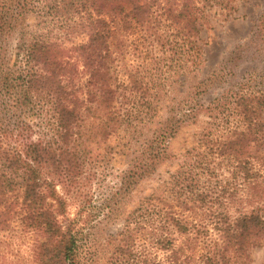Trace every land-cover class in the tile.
I'll use <instances>...</instances> for the list:
<instances>
[{
    "label": "trees",
    "instance_id": "16d2710c",
    "mask_svg": "<svg viewBox=\"0 0 264 264\" xmlns=\"http://www.w3.org/2000/svg\"><path fill=\"white\" fill-rule=\"evenodd\" d=\"M54 1L62 24L70 27L75 19L65 34L74 38H35L17 46L13 58L0 41V210L17 214L41 234L42 264H98L99 250L84 244L90 218L71 217L68 209L69 195L81 189L86 118L99 117L106 141L140 119L139 111L132 115L118 108L123 102L117 96L126 100L128 94L119 93L113 77L114 34L167 22L181 35L173 44L181 61L197 64L207 12L200 6L204 0ZM237 1L249 0H209V13L218 6L232 12ZM6 25L11 31L14 19L0 12V35ZM76 30L80 34H73ZM130 83L123 84L125 90L140 94L132 97L134 106L141 97L144 104L148 95L159 94L144 87L142 78L131 88ZM233 109L238 125L215 141L202 137L196 161L173 175L161 193L145 197L111 236L105 264H247L250 250L264 248V206L245 209L248 185L261 195L262 172L250 149L264 146V94H239ZM140 153L125 177L130 181L125 191L163 155L155 150V140ZM241 188L245 192L236 198Z\"/></svg>",
    "mask_w": 264,
    "mask_h": 264
},
{
    "label": "rangeland",
    "instance_id": "374dc122",
    "mask_svg": "<svg viewBox=\"0 0 264 264\" xmlns=\"http://www.w3.org/2000/svg\"><path fill=\"white\" fill-rule=\"evenodd\" d=\"M54 2L0 0V12L9 13L15 22L11 31L6 25L0 35L9 57L13 58L17 46L35 38H61L65 42L74 38L65 34L75 19L67 23L70 27L62 24V19L55 17ZM200 6L207 14L200 33L203 55L197 64L181 61L173 46L181 35L167 22L160 26L152 22L134 34L118 30L112 39L113 77L119 93L128 94L126 100L117 96V102H123L118 108L132 115L139 111L140 119L136 129L126 127L106 141L99 133V117L86 118L82 142L86 163L80 177L81 189L75 197L69 195L68 209L71 217L81 213L85 220L90 218L86 226L88 242L84 244L99 250L98 264L107 262L111 236L124 228L143 199L154 192L161 193L173 175L196 161L204 148L200 145L203 136L215 141L238 125L239 117L233 109L237 96L264 94V0L237 1L232 12L218 6L209 13V0ZM141 78L144 87L153 88L151 92L155 88L159 94L156 98L148 95L144 104L141 97L139 106H134L131 99H138L140 94L125 90L123 84L131 82V88ZM152 140L155 150L163 154L161 159L149 174L139 176L125 191L130 182L125 177L134 170L143 145ZM250 152L263 180L258 185L260 197L255 195V186H247L251 194L247 210L264 206V146L251 148ZM225 176H229L227 170ZM242 189L236 198L242 197ZM3 213L1 209L0 264H42L37 253L41 234L28 229L17 214ZM247 264H264V248L250 250Z\"/></svg>",
    "mask_w": 264,
    "mask_h": 264
}]
</instances>
